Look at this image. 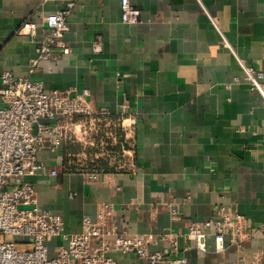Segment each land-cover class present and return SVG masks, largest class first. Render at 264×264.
<instances>
[{
    "label": "crops",
    "instance_id": "0c3cea01",
    "mask_svg": "<svg viewBox=\"0 0 264 264\" xmlns=\"http://www.w3.org/2000/svg\"><path fill=\"white\" fill-rule=\"evenodd\" d=\"M70 2L62 40L69 52L57 50L30 74L45 18ZM130 3L140 11L135 24L121 20L120 0H0V89L9 72L41 81L46 90H87L95 109L137 119L134 133L120 136L132 153L124 171L106 167L88 181L68 165L80 144L62 143L38 154L56 175L26 181L68 233L81 231L85 215L95 220L104 202L113 209L111 221L131 237L176 235L185 264H229L241 255L264 264V232L221 254L212 237L202 252L185 235L193 222L214 219L216 225L218 206L236 210L247 230L264 224V103L241 67L264 72V0ZM27 21L37 27L34 41L22 30ZM169 202L179 219L170 216ZM60 244L49 242L51 256ZM167 246L158 241L151 249ZM109 256L117 264H140L134 253Z\"/></svg>",
    "mask_w": 264,
    "mask_h": 264
},
{
    "label": "built area",
    "instance_id": "2783aa9c",
    "mask_svg": "<svg viewBox=\"0 0 264 264\" xmlns=\"http://www.w3.org/2000/svg\"><path fill=\"white\" fill-rule=\"evenodd\" d=\"M73 2L66 8L45 18L46 34L36 42V57L31 59L30 74L40 61L54 57L57 50L66 54L68 47L63 36L68 31V17ZM121 20L135 24L141 21L140 11L130 0H120ZM22 30L34 41L37 27L24 22ZM244 79L257 92L264 103V72L241 63ZM236 81L239 79L236 78ZM0 98V264H117L110 253H134L140 264H185L178 255L176 235L131 237L126 228L111 221L112 207L101 203L96 219L82 217L81 231L68 233L63 219L44 208L37 200L29 176L41 173L56 175L38 159L42 150L54 152L62 143H78L79 153H69L68 165L96 181L106 173V167L125 170L126 159L132 157L130 148L120 136L134 133L135 115L122 113L116 119L106 109H95L90 93L83 90H46L41 81L30 77H16L9 72L1 76ZM120 146L119 149H116ZM170 216L181 217L176 204H164ZM216 218L203 223H190L185 233L194 247L208 251L206 240L212 237L214 251L224 253L232 245H240L259 232L264 224L246 229V220L236 210L218 206ZM59 239L54 255H50L49 242ZM158 241L168 246L152 250ZM223 264V263H222ZM229 264H251L245 255Z\"/></svg>",
    "mask_w": 264,
    "mask_h": 264
}]
</instances>
